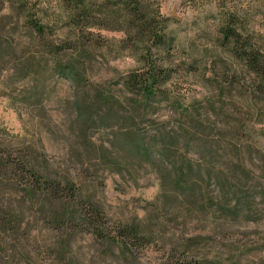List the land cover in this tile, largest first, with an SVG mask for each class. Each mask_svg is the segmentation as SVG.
Returning a JSON list of instances; mask_svg holds the SVG:
<instances>
[{
    "label": "rangeland",
    "instance_id": "rangeland-1",
    "mask_svg": "<svg viewBox=\"0 0 264 264\" xmlns=\"http://www.w3.org/2000/svg\"><path fill=\"white\" fill-rule=\"evenodd\" d=\"M227 11L264 52V0L162 2L175 40L171 93L144 110L132 107L139 98L122 85L139 67L119 48L122 33L93 31L101 40L74 66L75 80L28 42L18 19L0 18V151L73 181L111 237L100 238L89 226L58 228L49 211L72 202L30 208L14 186L3 193L17 213L10 264H264V102L238 96L252 76L221 46ZM76 57L70 49L57 61ZM224 80L231 82L227 95L219 90ZM97 93L113 101L103 104ZM178 107L188 109L189 118ZM124 138L136 144L118 146ZM170 145L172 157L160 156ZM182 166L191 171L177 181L173 168ZM220 168L242 181L239 193L221 197L215 180L203 177ZM75 205L76 212L91 213L86 202ZM131 224L150 242L119 237Z\"/></svg>",
    "mask_w": 264,
    "mask_h": 264
},
{
    "label": "trees",
    "instance_id": "trees-1",
    "mask_svg": "<svg viewBox=\"0 0 264 264\" xmlns=\"http://www.w3.org/2000/svg\"><path fill=\"white\" fill-rule=\"evenodd\" d=\"M163 1L0 0V18L18 19L15 24L26 30L29 37L28 42L41 47L43 51L45 50L53 57L56 62L54 68L60 70V74H69L75 80L79 78V74L75 71L74 66L80 64L81 58L87 54L88 48L98 44V41L101 40L99 35L94 34L93 31L122 33L123 36L118 41L119 48L122 51H127L139 66L126 73L122 79V85L139 98L131 102L132 107L142 106L141 110H144L145 105L151 106L156 97L171 93L168 88L173 73L172 67H175L172 55L175 40L169 29L173 23L172 19L161 13ZM225 14V19L220 26L221 46L252 76L251 86L248 89L247 85L239 88L238 96L240 98L242 95L252 101L261 98L264 102V52L256 43L241 33L234 22L233 13L227 11ZM102 42H105V39ZM70 49L77 52V57L73 61L69 60L67 64L58 62L57 55ZM227 83L231 82L224 80L225 87L219 88L226 95ZM171 86L173 85L171 84ZM95 97L106 105L113 101L107 93H97ZM178 108L181 116L189 118L188 109ZM229 124H232V121ZM226 139L225 135L221 136V141H226ZM133 140V138L121 139L118 146L127 148L136 144ZM162 149L163 152L161 150L160 156L172 157L170 155V151L173 149L172 145L168 148L162 147ZM137 153L146 154L147 149L138 148ZM114 166L117 165L114 164ZM190 168V166L188 168L183 166L173 168L177 181L179 178L186 179L185 176L190 173ZM229 172L228 170L226 174L220 168L216 173L215 169H212L205 172L203 177L214 179L221 191V197H227L229 194L236 195L242 190V181L231 176V172ZM14 186L21 189L20 192H22L23 198L27 199L26 203L30 208L37 207L42 211L48 202L64 198L66 204L72 202L73 206L65 205L60 211H49L50 219L58 228H68L72 232L76 231L78 226H89L100 238H111L101 231L100 221L96 215L99 212L98 209L95 205L88 203L86 196L76 189L73 181L60 179L35 161L30 159L14 160L11 159V154L0 151V264L11 263L8 245L16 227L17 213L12 212L9 205L3 201V193L11 192V188ZM77 201L79 203L86 202L90 206L91 213L76 212L77 205L75 203L77 204ZM126 236L137 242L141 240L150 242L148 233L133 224L127 225L120 231L119 237ZM26 263L28 264V262Z\"/></svg>",
    "mask_w": 264,
    "mask_h": 264
}]
</instances>
